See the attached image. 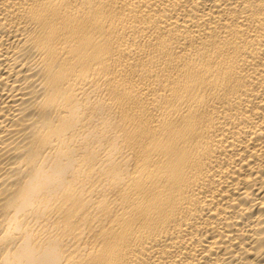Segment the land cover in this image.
<instances>
[{
	"label": "bare ground",
	"instance_id": "1",
	"mask_svg": "<svg viewBox=\"0 0 264 264\" xmlns=\"http://www.w3.org/2000/svg\"><path fill=\"white\" fill-rule=\"evenodd\" d=\"M0 264H264V0H0Z\"/></svg>",
	"mask_w": 264,
	"mask_h": 264
}]
</instances>
